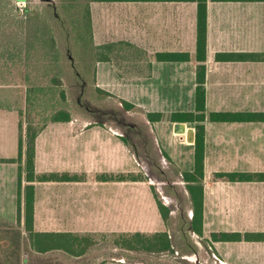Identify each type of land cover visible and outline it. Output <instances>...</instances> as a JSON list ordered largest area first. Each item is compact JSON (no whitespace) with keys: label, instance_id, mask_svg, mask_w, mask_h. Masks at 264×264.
<instances>
[{"label":"crops","instance_id":"0c3cea01","mask_svg":"<svg viewBox=\"0 0 264 264\" xmlns=\"http://www.w3.org/2000/svg\"><path fill=\"white\" fill-rule=\"evenodd\" d=\"M91 9L96 44L123 41L137 51L131 61L133 89L145 92L142 95L146 98L143 101L146 112L164 114L160 121L148 120L150 128L157 136L155 124L166 119L165 130L179 139L181 153L178 155L189 156L190 168L182 169L161 144L160 149L181 170L182 176L183 172L192 171L195 142L189 143L186 134L175 133L176 122L168 117L173 112L195 109L200 63L197 59L198 1H95L91 2ZM206 10L204 235L210 238L212 232L223 231L264 233V180L232 181L216 176L218 172H264V120L210 119L211 112L264 113V0H207ZM138 51L144 56L139 58ZM160 52H188L190 58L164 61L157 58ZM255 52L262 56L256 59L216 57L217 53ZM141 103L135 104L143 106ZM8 114L16 119L12 134L5 128ZM19 122L18 111L0 109V159L19 155ZM185 123L187 127H194L193 123ZM91 135L96 138L91 139ZM123 144L124 152L135 156L137 166L133 170L117 169ZM97 157L107 160L108 168L93 169ZM138 164L137 154L125 143L121 133L106 124L51 122L37 137L36 175L56 172L78 178L33 182L34 230L66 232L97 240L86 247L62 236L32 241L25 230V186L29 182L24 161L22 164L0 161V217L15 224L19 167H22L21 264H131L116 253L114 245L109 257L94 255L93 251L96 252L102 239L116 233L169 232L155 198V189H159L152 180L99 178L103 173H139ZM177 182L185 186L191 223L194 212L188 183L184 178ZM162 198L170 208V218L175 219L177 209L172 203L177 201L176 194H163ZM161 221V228L153 226L155 222L160 225ZM209 249L219 256L221 264H264V240L211 241Z\"/></svg>","mask_w":264,"mask_h":264},{"label":"trees","instance_id":"16d2710c","mask_svg":"<svg viewBox=\"0 0 264 264\" xmlns=\"http://www.w3.org/2000/svg\"><path fill=\"white\" fill-rule=\"evenodd\" d=\"M68 3L66 6H76V0H60ZM95 1H131V0H89L86 4L84 21L90 31V39L80 37L77 33L75 37V49L77 53H81V49L91 56L87 65L92 67L93 54H95L97 62H111L110 51L113 49L126 51V55L130 62L133 55L137 51L130 48L128 42H112L107 44H96L93 36L92 9L91 2ZM198 1V24H197V59L199 65L197 67L196 77V94L195 109L193 111L173 112L170 120L173 122H189L193 123L196 129V140L194 143V169L192 171L183 172V178L187 181V189L192 201L193 217L190 223L191 229L200 236L204 235L203 219H204V186L202 180L205 174V124L206 119V60L207 52V0ZM51 15L56 19L57 11L49 9ZM24 13L20 14L13 0H0V86L13 83L15 74L13 69H20V64L26 59L29 60L28 66L34 68L36 66L33 61L34 54L39 53V48L44 49L47 55H50L57 62L61 57V49L57 44V35L50 19V15L46 11L32 9L29 6L23 9ZM64 29H62V32ZM103 50H105L103 52ZM93 51V53H92ZM138 51V57H143ZM260 53H217V58H259ZM159 60L164 61H185L189 60L188 52H160L157 54ZM131 64V63H130ZM59 68V66H57ZM30 73V72H29ZM11 76V77H10ZM26 103L28 112L35 111L39 115L40 120L28 118L26 120V131L24 134V122H19V155L16 158H1V162H17L22 164L24 161V170L26 180L29 182L25 186V230L32 241L38 240L40 237L62 236L69 237L74 244L85 245L89 247L97 242L93 237H79L72 233L66 232H36L34 230V211H35V186L36 180H57L69 181L78 177L69 173L50 172L36 175V140L39 134L51 122H65L73 120V114L67 107H57L59 103L67 102L66 87L59 75H55L48 84H40L35 82L30 75L26 76ZM83 86L85 83H82ZM99 93L113 96V93L97 86L95 87ZM58 93V94H57ZM59 96V97H57ZM121 99V98H120ZM122 104L128 109L137 108V106L126 99H121ZM5 105L0 103V109ZM9 108V107H8ZM40 108V109H38ZM11 110V109H9ZM18 113L22 117L25 110L18 108ZM147 120L150 122L160 121L164 114L161 112H147ZM210 119L212 121H257L264 120V113H247V112H211ZM98 123H92L94 125ZM103 125V124H100ZM123 140L127 143L124 135ZM130 147V146H129ZM134 149L133 147H131ZM218 177L226 178L232 181H253L264 180V172H218ZM102 180H145L147 177L142 173H122L118 175L103 173L99 175ZM22 167H19L18 177V221L11 223L0 217V264H21L22 262V237L21 214H22ZM159 211L167 225L170 224V208L161 200L155 191ZM112 245L129 250L144 251L148 253H164L174 252L175 247L168 231H158L154 233L144 232H121L112 236ZM211 241H239V240H264V233L253 232H212Z\"/></svg>","mask_w":264,"mask_h":264},{"label":"rangeland","instance_id":"374dc122","mask_svg":"<svg viewBox=\"0 0 264 264\" xmlns=\"http://www.w3.org/2000/svg\"><path fill=\"white\" fill-rule=\"evenodd\" d=\"M13 1L20 14L24 13L23 9L28 6L32 9L46 11V13L48 10L57 35V44L62 52L60 60L57 62L50 55H47L44 49L39 48V53L34 54L31 60L36 64L34 68L28 66L29 60L26 59L20 64L21 71L18 68H14L15 81L0 86V103L5 105V108L2 109L18 111V108H22L25 110L24 115L20 117V120L22 119L24 122L25 134L26 120L28 118L35 121L40 120L39 115L35 111L28 112L27 110V74L40 84H48L55 75H59L66 87L67 102H62L60 97L57 96L61 101L57 107L65 106L70 109L75 122L82 124H106L116 129L117 132L125 136L129 146L134 148L132 150L137 154L139 159L138 172L146 175L149 180H152L155 187H158L159 190L155 189V191H157L161 200L164 201L162 198L163 194L169 195V193H175L177 196V201L172 203V206L177 209L176 218H170V224L168 225L175 247L174 252L148 253L144 251H129L116 247V253H120L121 258L126 263L131 264H221L219 256L213 254L211 249L208 250L211 244L208 240L209 238L205 235L200 236L191 229L187 208V201L189 199L185 196L187 194H185L186 189L183 182H177L183 178L181 170L174 163L168 161L159 144L162 145L168 154L170 153L169 155L184 170L191 166L189 156L178 155V153H181L179 150L181 144H179V139L169 135L165 130L168 125L166 119L155 124L154 128L157 136L150 128L147 112L144 107L145 102L143 103V101H146L145 95H142L145 92H138L133 89L135 83L131 82L132 67L125 53L126 51L112 49L110 51L111 62L104 64L97 62V58L95 59L94 57L96 56L93 54L92 67L87 65L89 58H91L88 55L89 50L85 52L81 49V53L76 52L74 44L77 33L81 39L82 37L85 40L90 39V31L84 21V16L86 15L85 7L89 0H76V6H66L65 4L68 5V3H65V1L61 2L60 0ZM51 8L57 11L55 16L58 18L55 19L51 15L49 10ZM62 29H64L63 32ZM59 65L61 68L57 67ZM82 83H85V85L83 86ZM97 86L114 95L108 96L99 93L95 88ZM120 98L128 101L131 100L135 103L142 101L141 104L143 106L134 103L137 108L128 109L122 104ZM168 118H170V115ZM7 122L8 124L5 128L12 134L16 119L13 115L8 114ZM90 138L96 137L91 135ZM92 146H96V144ZM122 147V158L119 165H117V169L119 171L133 170L137 166L134 159L135 156L124 152V144ZM179 158L180 160H178ZM94 159L97 163H93V169L108 168L107 160L100 157ZM94 159L91 160L94 161ZM158 217L160 219V216ZM162 222H160V225H157L159 222H155L153 226L161 228ZM220 228L225 230V228L229 227ZM111 238L102 239L98 244V248H95L96 252L93 251V254H104L105 257L112 255L113 239Z\"/></svg>","mask_w":264,"mask_h":264},{"label":"water","instance_id":"95a60500","mask_svg":"<svg viewBox=\"0 0 264 264\" xmlns=\"http://www.w3.org/2000/svg\"><path fill=\"white\" fill-rule=\"evenodd\" d=\"M174 131L177 134H186L189 143H194L196 140V129L194 127H187L185 122H176Z\"/></svg>","mask_w":264,"mask_h":264}]
</instances>
